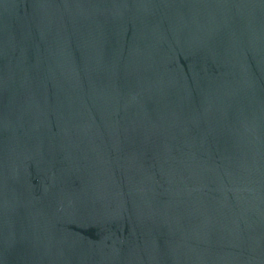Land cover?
Here are the masks:
<instances>
[{
  "label": "water",
  "instance_id": "obj_1",
  "mask_svg": "<svg viewBox=\"0 0 264 264\" xmlns=\"http://www.w3.org/2000/svg\"><path fill=\"white\" fill-rule=\"evenodd\" d=\"M0 264H264V0H0Z\"/></svg>",
  "mask_w": 264,
  "mask_h": 264
}]
</instances>
